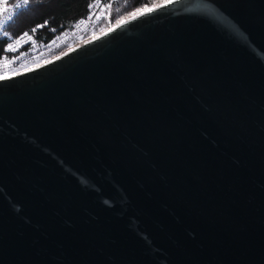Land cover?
<instances>
[{"label":"water","instance_id":"water-1","mask_svg":"<svg viewBox=\"0 0 264 264\" xmlns=\"http://www.w3.org/2000/svg\"><path fill=\"white\" fill-rule=\"evenodd\" d=\"M0 78V264H264V0H171Z\"/></svg>","mask_w":264,"mask_h":264},{"label":"built area","instance_id":"built-area-1","mask_svg":"<svg viewBox=\"0 0 264 264\" xmlns=\"http://www.w3.org/2000/svg\"><path fill=\"white\" fill-rule=\"evenodd\" d=\"M17 3H21V0L12 3L10 0H0V18L7 20L8 16L13 17L15 15L13 7ZM102 3L100 0L91 3L82 17L48 40L34 37L31 31L23 32L15 39L8 37L9 41L0 54V77L11 76L14 75L13 73H21L47 64L65 54L64 52L76 48L82 40L95 38L98 33ZM22 6L25 5L21 3ZM18 10L19 8L15 9V13ZM6 24L0 27V36H6L4 34ZM24 33L27 35H23ZM9 44L13 45L12 49L7 48Z\"/></svg>","mask_w":264,"mask_h":264},{"label":"trees","instance_id":"trees-1","mask_svg":"<svg viewBox=\"0 0 264 264\" xmlns=\"http://www.w3.org/2000/svg\"><path fill=\"white\" fill-rule=\"evenodd\" d=\"M15 0H10V3ZM97 0H30L22 6L4 27L7 36H0V54L8 43V38L15 39L23 32L31 31L34 37L48 40L56 33L70 27ZM106 5L102 22L114 23L131 10L156 0H100ZM36 29L35 32L32 30ZM2 37V38H1Z\"/></svg>","mask_w":264,"mask_h":264},{"label":"rangeland","instance_id":"rangeland-1","mask_svg":"<svg viewBox=\"0 0 264 264\" xmlns=\"http://www.w3.org/2000/svg\"><path fill=\"white\" fill-rule=\"evenodd\" d=\"M169 1H171V0H156V1L152 2V3H150V4L143 5V6L139 7V8H136V9H134V10H131L129 13H127L124 17H122V18H121L120 20H118L117 22L110 23V24H106L105 20H103V22H102V16L104 15V11L106 10V5H105L104 2H103V3H102V6H101V8H100V11H101V17H100V20H99V22H98V33H97V35L94 36V37L96 38V37H98V36L104 34L105 32L111 30L112 28H114L115 26L118 25V22H119V24H120V23H122V22H124V21H126V20H128V19L134 18V17L140 15L141 13L147 12V11H149L150 9H153V8L157 7L158 5H161V4H164V3H167V2H169ZM2 37H4V36H2ZM2 37H1V38H2ZM93 39H94V38H93ZM91 40H92V39H91ZM88 41H89V39H87V40H82L81 42H79V43L77 44V46H79V45H81V44H83V43H85V42H88ZM73 49H74V48H73ZM68 51H70V50H68ZM64 53H67V51L64 52ZM39 67H40V66H39ZM37 68H38V67H37ZM34 69H35V68H34ZM29 70H30V69H29ZM16 73H19V72H16ZM16 73H13V74H16Z\"/></svg>","mask_w":264,"mask_h":264},{"label":"snow or ice","instance_id":"snow-or-ice-1","mask_svg":"<svg viewBox=\"0 0 264 264\" xmlns=\"http://www.w3.org/2000/svg\"><path fill=\"white\" fill-rule=\"evenodd\" d=\"M29 2H30V0H21V3H22L23 5H27V4H29ZM21 3H17L16 5H14V7H13V14H15V9L21 7ZM158 6H159V7H163L164 5L161 4V5H158ZM150 11H151V9H150ZM11 19H12V16H8L7 20L0 18V27H2L4 24H6V23L8 22V20H11ZM118 24H119V22H118ZM35 30H36V29H33L32 31L35 32ZM4 34H5L6 36L8 35L7 32H5ZM23 35H27V33H24ZM17 42H18V41H17ZM7 48H8V49H12V48H13V45H12V44H9V45L7 46ZM0 78H3V77H0Z\"/></svg>","mask_w":264,"mask_h":264}]
</instances>
